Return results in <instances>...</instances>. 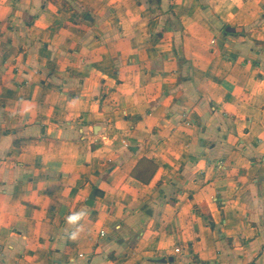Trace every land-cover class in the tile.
Here are the masks:
<instances>
[{"label":"crops","instance_id":"crops-1","mask_svg":"<svg viewBox=\"0 0 264 264\" xmlns=\"http://www.w3.org/2000/svg\"><path fill=\"white\" fill-rule=\"evenodd\" d=\"M0 264H264V0H0Z\"/></svg>","mask_w":264,"mask_h":264},{"label":"clouds","instance_id":"clouds-1","mask_svg":"<svg viewBox=\"0 0 264 264\" xmlns=\"http://www.w3.org/2000/svg\"><path fill=\"white\" fill-rule=\"evenodd\" d=\"M88 215L86 210H81L78 212H73L66 217V223L75 226L74 230L70 233H66L69 239L75 240L78 234L83 230V226L80 225V221L83 220Z\"/></svg>","mask_w":264,"mask_h":264},{"label":"water","instance_id":"water-1","mask_svg":"<svg viewBox=\"0 0 264 264\" xmlns=\"http://www.w3.org/2000/svg\"><path fill=\"white\" fill-rule=\"evenodd\" d=\"M89 198L90 199L93 198V194L92 193L89 195ZM89 202H91V200Z\"/></svg>","mask_w":264,"mask_h":264},{"label":"built area","instance_id":"built-area-1","mask_svg":"<svg viewBox=\"0 0 264 264\" xmlns=\"http://www.w3.org/2000/svg\"><path fill=\"white\" fill-rule=\"evenodd\" d=\"M175 250L178 251V248H176Z\"/></svg>","mask_w":264,"mask_h":264}]
</instances>
